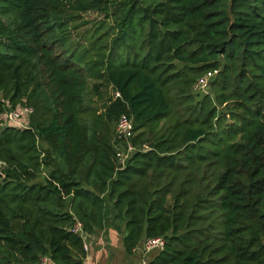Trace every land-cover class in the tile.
I'll use <instances>...</instances> for the list:
<instances>
[{"label": "trees", "instance_id": "trees-1", "mask_svg": "<svg viewBox=\"0 0 264 264\" xmlns=\"http://www.w3.org/2000/svg\"><path fill=\"white\" fill-rule=\"evenodd\" d=\"M2 1L0 115L33 112L0 121V264H85L75 220L162 237L146 264H264V0ZM121 115L147 150L116 171Z\"/></svg>", "mask_w": 264, "mask_h": 264}, {"label": "built area", "instance_id": "built-area-1", "mask_svg": "<svg viewBox=\"0 0 264 264\" xmlns=\"http://www.w3.org/2000/svg\"><path fill=\"white\" fill-rule=\"evenodd\" d=\"M216 75V71L206 72L204 75L199 77L192 86V92L201 95H207L210 81ZM114 99L120 98L119 93H113ZM33 110L30 107L22 106L14 110L5 111L0 115V121L6 126H12L19 129H27V126L24 127V120L27 121L28 117L32 114ZM115 140L118 142V146L115 152L116 159V171H122L127 161L133 156L134 153L140 151H146V147L139 149L134 143L133 138L135 136L134 127L132 120L126 116L121 115L118 117L115 128ZM1 174V173H0ZM70 233L78 236L84 241L85 233L83 231L82 224L75 220L71 228L69 229ZM165 247V240L162 237L149 238L144 240L140 245L132 249L133 255H137L142 260V264H146L143 260L147 255L153 252H159ZM83 251H87V247L83 243ZM48 259L42 258L41 264H48Z\"/></svg>", "mask_w": 264, "mask_h": 264}, {"label": "rangeland", "instance_id": "rangeland-1", "mask_svg": "<svg viewBox=\"0 0 264 264\" xmlns=\"http://www.w3.org/2000/svg\"><path fill=\"white\" fill-rule=\"evenodd\" d=\"M2 7H4V10L1 12V15L5 19L7 23H10L13 20L14 13L18 10L20 6V0H3L2 1ZM7 8V9H6ZM95 20V22H99L98 20L100 19L99 16L97 15H84L83 20ZM91 83L89 84V89H90ZM209 91V90H208ZM109 88L104 87L102 90V96L103 98L101 99L100 102H97V97L94 98V104L93 108L94 109H99L103 103H105V99H107L110 95L109 93ZM209 93V92H208ZM195 94V93H194ZM202 95H200L201 98ZM101 104V105H100ZM23 126L26 127L27 123L26 120H24ZM28 128V126H27ZM19 129V128H18ZM138 147V146H137ZM139 149H142V147H138ZM119 244V243H118ZM106 257L107 259H103L101 264H142L141 259L137 255H132L129 256L126 254V252L123 249V246L120 242V244L116 247V249L112 247H108L106 249ZM156 253H150L148 256L144 258L147 262L154 256Z\"/></svg>", "mask_w": 264, "mask_h": 264}, {"label": "crops", "instance_id": "crops-1", "mask_svg": "<svg viewBox=\"0 0 264 264\" xmlns=\"http://www.w3.org/2000/svg\"><path fill=\"white\" fill-rule=\"evenodd\" d=\"M120 242H121V237L113 230H109L106 232H100L93 236L85 235V238L83 241V243L87 247V251L84 252L85 253V264H101L103 259L107 260L105 258L106 251H107L106 249L108 247H112L116 249V247L120 244ZM144 261L145 263H147L146 260ZM141 263H142V260H141Z\"/></svg>", "mask_w": 264, "mask_h": 264}]
</instances>
